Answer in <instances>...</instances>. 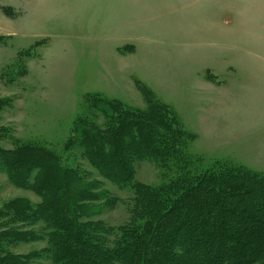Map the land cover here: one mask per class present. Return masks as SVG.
I'll return each mask as SVG.
<instances>
[{
  "label": "rangeland",
  "instance_id": "obj_1",
  "mask_svg": "<svg viewBox=\"0 0 264 264\" xmlns=\"http://www.w3.org/2000/svg\"><path fill=\"white\" fill-rule=\"evenodd\" d=\"M136 82L195 135L188 151L202 168L232 163L264 175V0H0V147L44 146L94 180L100 188L90 193L107 197L79 205L114 233L131 219V191L102 178L66 142L79 114L103 126L87 95L143 107ZM133 167L142 185L165 180L150 161ZM10 203L34 208L41 199L0 170V235L27 234L2 240L0 253L54 264L41 221L8 227Z\"/></svg>",
  "mask_w": 264,
  "mask_h": 264
},
{
  "label": "trees",
  "instance_id": "obj_2",
  "mask_svg": "<svg viewBox=\"0 0 264 264\" xmlns=\"http://www.w3.org/2000/svg\"><path fill=\"white\" fill-rule=\"evenodd\" d=\"M136 85L141 108L87 95L84 103L102 116L103 126L79 114L66 142V150L77 152L102 178L131 191L129 223L114 233L90 221L80 201H101L108 193L91 194L100 188L94 180L64 167L53 150L24 143L0 147V170L41 203L34 208L10 203L3 213L8 227L41 221L54 264H264V175L232 163L202 168L200 157L188 151L195 135L148 87ZM135 161L156 164L164 182L157 187L135 182ZM9 230L0 242H21L27 235ZM0 255V264L30 260Z\"/></svg>",
  "mask_w": 264,
  "mask_h": 264
}]
</instances>
